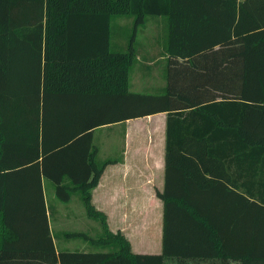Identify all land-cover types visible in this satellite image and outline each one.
<instances>
[{"label":"trees","instance_id":"1","mask_svg":"<svg viewBox=\"0 0 264 264\" xmlns=\"http://www.w3.org/2000/svg\"><path fill=\"white\" fill-rule=\"evenodd\" d=\"M168 19L167 88L129 92L137 50L111 51V20ZM85 21L76 61L75 20ZM80 50V48H79ZM81 57V54H79ZM167 113L162 254H133L92 191L96 128ZM79 192L116 251L58 250L42 180ZM69 178L72 183H63ZM264 264V0H0V264Z\"/></svg>","mask_w":264,"mask_h":264},{"label":"crops","instance_id":"2","mask_svg":"<svg viewBox=\"0 0 264 264\" xmlns=\"http://www.w3.org/2000/svg\"><path fill=\"white\" fill-rule=\"evenodd\" d=\"M132 23L134 25V19L130 17H115L111 20L110 42L112 52L126 53L128 51L131 41L127 34L123 38L121 29L130 27ZM145 24L139 26L137 29L139 30L141 27H144ZM152 24L158 29L160 27L159 32L164 36L163 46L158 40V35L155 34L152 36V41L149 42L150 44L148 45V47H152L149 51L152 55L150 53L149 55L145 54L143 60H141L138 58V51L136 52V63L130 72V93H132L131 74L134 70V72L138 73L141 77L140 81H135V85L142 86L141 89H149L156 93V95H159L165 92L167 88L166 72L168 54L166 51V44L168 36V19L157 17L155 21H152ZM85 25L83 19L80 21L75 20V31L72 34L71 40H73V47H75L76 61L83 60L84 57ZM157 46L162 47L161 53H157ZM79 54H81V57H79ZM158 56L161 57L158 58ZM139 60L142 63L137 66ZM167 120V113H159L143 118L109 124L94 130L93 143L98 150L97 161L99 163H103L107 160L114 162L106 166L98 186L93 189L92 203L98 211L106 215L110 232L113 234H121L130 243L131 252L133 254L159 255L163 252L164 203L158 198L157 191L163 192L165 187ZM98 131L100 132V141H103L105 138L110 141V158L102 159L100 157L102 148L98 144H95L96 142L94 141L95 134ZM42 183L50 227L54 236L51 222L52 213L50 211L47 192L48 188L53 185L56 196V190L53 182L48 178H43ZM63 183L70 184L72 182L69 178H65ZM56 199L58 202L62 203L63 220L65 219L67 221L66 227H63L64 225L62 226L63 229H66L62 231V237H64L66 233L77 232L69 231V225L71 221L76 219L75 208L77 207L73 205L75 200H80L84 206L82 195L79 192L72 191L71 198L68 202L60 201L57 196ZM64 209H66V212ZM65 239L67 241H72L71 239ZM68 243L63 244L62 250L75 252L70 249L71 247L68 246ZM55 244L59 250L56 239ZM89 245L93 247V249H97V251L83 253H99L118 250L117 247L113 246L101 248L95 247L90 243ZM169 263L175 264L174 261H169ZM187 264L239 263L230 261L223 262L220 260L191 259Z\"/></svg>","mask_w":264,"mask_h":264},{"label":"rangeland","instance_id":"3","mask_svg":"<svg viewBox=\"0 0 264 264\" xmlns=\"http://www.w3.org/2000/svg\"><path fill=\"white\" fill-rule=\"evenodd\" d=\"M155 18H157V17H150L148 19V21L146 22L145 26L141 27L139 30L134 29L135 25H133V23L131 24L130 27L121 29L122 30L121 34L123 35V38L127 34V36H129V38H130V41H132V38L134 39V47L138 51V55L140 56V57L138 56V58L141 60H143V57L145 56V54L149 55V53H150L149 51H150V49H152V47H150V46L148 47V45L150 44L149 42L152 41L153 35H155V34L158 35V40L160 41V44L163 46L164 36L162 33L159 32L160 27L158 29L152 24V21H155ZM156 49H157V53H161L162 47L157 46ZM159 57H161V56H158V58ZM141 63L142 62L139 60V62H137V66H139ZM134 71L131 74V80H132L131 91H132V93L156 95V93H154L153 91H151L149 89H145V88L141 89L142 86H140V85L136 86L135 85V81L136 80L140 81L141 77L138 73H136ZM99 133H100L99 131L96 132L94 141L96 142L95 144H98L102 148V151H101L102 156L100 155V157L102 159L110 158L111 157V155L109 153L110 141L107 140L106 138L103 139V141H100L99 140ZM51 187L48 188L47 198H48V201L50 203V211L52 213V216H51V218H52L51 219L52 230L54 232V236L56 237V241H57V244L59 246V250L63 249L64 243L69 242L68 246L71 247L70 249H72V251L73 250L74 251H80V252L97 251V249H93V247H91L89 245V243H87L85 241H82V240L67 241L64 237H62L61 233H62V231L66 230V229H63V227H66L67 221L65 219L63 220V208L61 205L62 203L57 201L55 193H54L53 185ZM73 205L75 207H77V208H75L76 209V211H75L76 212V214H75L76 219L74 221L70 222L69 231L85 232L87 235H89L93 238H99V236L104 234L105 229H103L104 227L102 226V223H100L96 220H92L88 217V215L86 214V210H85L82 202H80V200L76 199ZM64 210L66 212V209H64ZM166 264H170V263L168 262Z\"/></svg>","mask_w":264,"mask_h":264}]
</instances>
